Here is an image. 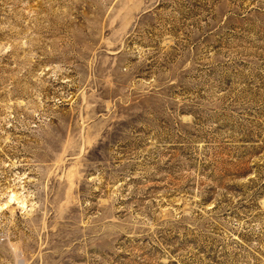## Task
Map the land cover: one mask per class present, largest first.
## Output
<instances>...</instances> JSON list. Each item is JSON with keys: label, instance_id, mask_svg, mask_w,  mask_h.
I'll list each match as a JSON object with an SVG mask.
<instances>
[{"label": "rangeland", "instance_id": "1", "mask_svg": "<svg viewBox=\"0 0 264 264\" xmlns=\"http://www.w3.org/2000/svg\"><path fill=\"white\" fill-rule=\"evenodd\" d=\"M0 264H264V0H0Z\"/></svg>", "mask_w": 264, "mask_h": 264}, {"label": "bare ground", "instance_id": "2", "mask_svg": "<svg viewBox=\"0 0 264 264\" xmlns=\"http://www.w3.org/2000/svg\"><path fill=\"white\" fill-rule=\"evenodd\" d=\"M23 207V206H22Z\"/></svg>", "mask_w": 264, "mask_h": 264}]
</instances>
